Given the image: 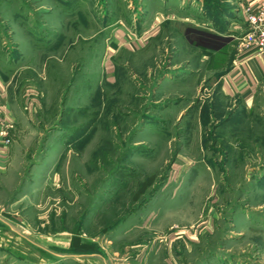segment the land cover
<instances>
[{
	"label": "rangeland",
	"instance_id": "obj_1",
	"mask_svg": "<svg viewBox=\"0 0 264 264\" xmlns=\"http://www.w3.org/2000/svg\"><path fill=\"white\" fill-rule=\"evenodd\" d=\"M229 1L0 0V264H123L140 232L208 220L215 235L178 244L179 263L260 264L264 86L247 118L221 96L225 60L150 38L156 11L204 12L213 29ZM75 236L97 250L74 253Z\"/></svg>",
	"mask_w": 264,
	"mask_h": 264
},
{
	"label": "crops",
	"instance_id": "obj_2",
	"mask_svg": "<svg viewBox=\"0 0 264 264\" xmlns=\"http://www.w3.org/2000/svg\"><path fill=\"white\" fill-rule=\"evenodd\" d=\"M230 7L233 8L231 12V22L225 20L219 21L217 26L213 29L211 24H207V15L202 14L193 16L192 12H182L181 14L174 13L162 19L159 12L153 18L152 33L150 38L156 40L157 38L166 39H184V43L188 44L186 47L188 51H200L201 55L198 56L200 61L208 60V53H212L214 57L221 58L226 61L227 66L221 65V70H225L224 74L220 77V93L221 96L235 100L239 104V113L244 114L249 118L251 115H259V92L264 86V57H258L255 54L248 53L242 57L237 58L236 38L240 35V27L244 23L245 14L244 10L247 7L255 6L259 0H230ZM178 11V9H177ZM158 14V16H157ZM203 15V16H202ZM222 15V14H221ZM156 16V17H155ZM193 16V17H192ZM205 16V17H204ZM223 17V16H222ZM223 21L226 26H223ZM213 25V24H212ZM232 25V26H231ZM222 27V29L220 28ZM233 27V30L231 28ZM168 29V32L165 30ZM237 32V33H236ZM168 34V35H166ZM161 35H166L162 36ZM149 38V40H150ZM147 39V41H149ZM131 42L129 36L124 34V45ZM195 49V50H194ZM209 55V54H208ZM237 58V59H236ZM233 59L237 62L233 63ZM207 62V61H206ZM208 63H206L207 65ZM209 68V65L207 66ZM208 70V69H207ZM4 85L0 80V107L1 112H5L4 108ZM7 110L5 118L7 117ZM260 116V115H259ZM261 117H264L261 115ZM4 147L0 145V161L5 159L6 152L3 151ZM249 167L248 165H246ZM259 179V178H257ZM264 182V173L259 179ZM236 217V216H235ZM235 221V220H234ZM245 220L239 228H248L249 225ZM234 227H236L234 225ZM203 231L200 234H192L189 231H175L170 234L161 232H147L142 231L145 235L143 240H131L126 244V251H131L125 258L122 259L123 264H181L178 261L175 248L179 247L182 243L188 252H192L196 246L202 244L203 238L215 235V231L211 226V220L205 221ZM135 227L127 229L126 235L132 237ZM237 232V230L235 231ZM260 255V264H264V246H260L258 253ZM216 255L215 253L213 256ZM210 255L205 256V262L201 264H251L238 260L235 257L230 258H217ZM104 264H107L104 261Z\"/></svg>",
	"mask_w": 264,
	"mask_h": 264
},
{
	"label": "built area",
	"instance_id": "obj_3",
	"mask_svg": "<svg viewBox=\"0 0 264 264\" xmlns=\"http://www.w3.org/2000/svg\"><path fill=\"white\" fill-rule=\"evenodd\" d=\"M244 14L241 33L236 38L237 58L248 53L264 57V0H259L255 6L247 7ZM236 59L233 60V64L237 62ZM5 138V132H0V139Z\"/></svg>",
	"mask_w": 264,
	"mask_h": 264
},
{
	"label": "trees",
	"instance_id": "obj_4",
	"mask_svg": "<svg viewBox=\"0 0 264 264\" xmlns=\"http://www.w3.org/2000/svg\"><path fill=\"white\" fill-rule=\"evenodd\" d=\"M222 16H221V18H222ZM223 26L224 27L226 26V23H224V21H223ZM153 185H154V178L149 179L148 182H146L143 185L142 189L140 190V195L145 194L147 192V190H149L150 188L153 187ZM70 248L74 253L84 254V253H90V252L96 251L97 245H90V244L83 243L79 236H75L72 239V242L70 244Z\"/></svg>",
	"mask_w": 264,
	"mask_h": 264
}]
</instances>
